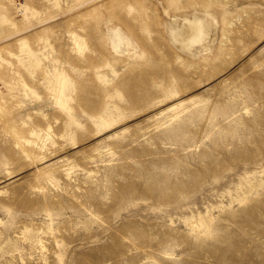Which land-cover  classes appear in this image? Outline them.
<instances>
[{
    "label": "rangeland",
    "instance_id": "374dc122",
    "mask_svg": "<svg viewBox=\"0 0 264 264\" xmlns=\"http://www.w3.org/2000/svg\"><path fill=\"white\" fill-rule=\"evenodd\" d=\"M0 264H264V0H0Z\"/></svg>",
    "mask_w": 264,
    "mask_h": 264
},
{
    "label": "bare ground",
    "instance_id": "6f19581e",
    "mask_svg": "<svg viewBox=\"0 0 264 264\" xmlns=\"http://www.w3.org/2000/svg\"><path fill=\"white\" fill-rule=\"evenodd\" d=\"M200 9H202V8H200ZM207 9H208V8H207V5L204 6L203 13H201L200 17H202V16L204 17V16H205V13H206V16H210V13H209V11H208ZM180 12H181V11H180ZM194 12L197 13V11H194ZM198 12H199V11H198ZM196 13H195V14H196ZM195 14H194V15H195ZM199 14H200V13H199ZM195 16H196V15H195ZM196 17L199 18L198 15H197ZM201 29H202V31H204L203 29H205V27H201ZM202 31H201V32H202ZM115 47H116V51H117L118 46H117V45H114V48H115ZM170 107L173 108V107H175V106H174V105H171V106H169V108H170ZM110 126H111V125H107V126L105 127V129L109 128ZM117 127H118V126H117ZM112 128H113V127H112ZM98 137H99V136H98ZM16 142L19 143V142H20L19 139H17ZM23 151H25V150H23ZM27 155H28V153H27ZM40 160H41V159H40Z\"/></svg>",
    "mask_w": 264,
    "mask_h": 264
}]
</instances>
